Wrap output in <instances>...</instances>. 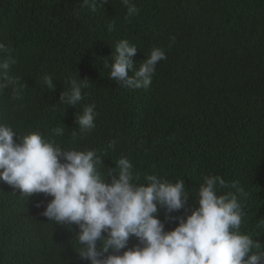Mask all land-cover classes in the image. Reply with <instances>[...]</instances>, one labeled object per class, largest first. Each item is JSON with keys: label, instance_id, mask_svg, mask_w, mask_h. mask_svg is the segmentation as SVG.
Wrapping results in <instances>:
<instances>
[{"label": "trees", "instance_id": "obj_1", "mask_svg": "<svg viewBox=\"0 0 264 264\" xmlns=\"http://www.w3.org/2000/svg\"><path fill=\"white\" fill-rule=\"evenodd\" d=\"M132 2L139 12L128 16L121 0H102L95 10L83 0H0V42L11 49L8 75L20 88L0 93V122L20 136L39 131L63 149H95L107 182L121 157L140 183L147 175L183 180L185 207L157 214L166 231L198 206L205 176L236 181L240 231L264 246V0ZM121 39L137 46L129 76L153 48L165 51L148 89L110 80L103 62ZM69 79L87 82L77 106L59 100ZM89 104L95 127L81 131L75 114ZM57 127L63 135L53 134ZM52 198L27 197L0 180V264H90L77 253L79 226L42 215ZM137 244L130 236L128 247Z\"/></svg>", "mask_w": 264, "mask_h": 264}, {"label": "clouds", "instance_id": "obj_2", "mask_svg": "<svg viewBox=\"0 0 264 264\" xmlns=\"http://www.w3.org/2000/svg\"><path fill=\"white\" fill-rule=\"evenodd\" d=\"M83 2L93 10L97 3L102 4V0ZM121 3L128 16L138 14L132 0ZM171 40L174 43L175 38ZM136 52V45L121 39L103 67L118 85L146 90L166 53L160 47L153 48L129 76ZM13 63L11 49L0 42V93L9 87L14 94L20 92L17 78L8 75ZM43 81L49 90H55L50 75H44ZM68 85L59 100L77 106L87 82L69 79ZM96 115L95 104H89L82 114H75V122L81 131H90ZM52 131L54 135L64 133L60 127ZM14 136L19 137V143ZM101 164L102 156L95 149H63L39 131L20 136L0 122V180L27 197L39 193L53 197L42 215L55 224L79 226L75 235L82 247L77 253L90 264H264V246L240 231L244 211L237 196L243 193L238 182L229 185L219 175L205 176L195 197L198 206L186 217H174L177 226L166 231L157 214L162 208L170 214L185 207L189 195L184 181L173 183L147 175V183H140L131 171L132 163L121 157L115 162L118 174L110 171L112 178L107 182ZM223 188L234 191L221 193ZM130 236L138 238L139 244L128 247ZM110 249L112 253L105 255Z\"/></svg>", "mask_w": 264, "mask_h": 264}]
</instances>
